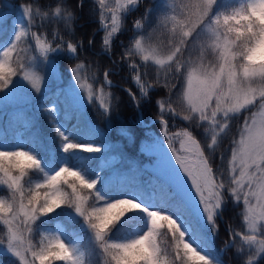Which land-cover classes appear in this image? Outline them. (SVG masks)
I'll return each instance as SVG.
<instances>
[{"label":"clouds","instance_id":"obj_1","mask_svg":"<svg viewBox=\"0 0 264 264\" xmlns=\"http://www.w3.org/2000/svg\"><path fill=\"white\" fill-rule=\"evenodd\" d=\"M5 2L18 19L0 22V97L54 89L39 108L60 151L99 154L98 166L114 159L125 173L139 165L73 138L57 117L101 133L118 122L129 140L141 120L125 117L147 109L159 136L141 150L159 156L172 184L150 207L68 159L49 171L35 151L2 147L0 264H264V0ZM56 56L66 77L49 72ZM57 210L86 241L44 227ZM210 238L221 256L202 250Z\"/></svg>","mask_w":264,"mask_h":264},{"label":"trees","instance_id":"obj_2","mask_svg":"<svg viewBox=\"0 0 264 264\" xmlns=\"http://www.w3.org/2000/svg\"><path fill=\"white\" fill-rule=\"evenodd\" d=\"M10 3L5 2L3 8H5ZM11 4L15 5L14 2ZM10 24L14 23L13 17H9L7 20ZM86 24L84 27H88ZM98 38V37H97ZM65 57H61L58 60V69L65 73ZM50 93V92H49ZM49 93L42 96L40 99L34 102L33 104V116L32 122L27 121L22 124H15L10 129L4 133L0 134V148L2 147H21L27 148L29 150L35 151L39 158L43 161L44 165L49 171L55 170V167L59 166L60 162H63L65 159H68L73 166L76 167H85L89 169L90 176H96L99 173V179L101 183L111 182L116 185L124 187L123 195H129L132 198H139L140 202L147 203L148 206H160L166 203L168 193L164 189V185H169L168 181L159 175L151 172L148 168H141L144 165H151L154 160L158 163L157 154L145 155L141 153V157L137 156V138L143 136L146 132L157 131L154 125L149 124L148 122V112L147 109L144 111V117L142 122L135 124L133 126L134 139L125 140L123 131L121 134H117L116 127L117 124L112 126L110 131L101 133L98 129L93 128L91 125H81L79 122L75 121L71 115L65 116L61 113L57 120L62 125L64 130L68 132L70 136L80 140V142H94L101 144L105 153L108 152H120L122 151L128 158L136 162L140 170L136 173L135 176L125 177L131 175V172H123L124 165L117 164L114 159L108 158L105 159L102 164L98 166V161L102 159L99 154H89V153H80L76 158L66 157L64 153L60 151L59 145L54 137H52L50 125L45 114L40 110V105H47L50 101ZM90 115V113H89ZM29 116V114H28ZM30 117V116H29ZM138 115L131 117L126 116L125 120L129 118L133 121L137 120ZM36 125V126H35ZM75 125V127H74ZM32 127H36L37 134L32 136L30 131ZM93 138L89 141V138ZM136 138V139H135ZM134 151L135 155L131 152ZM144 161V162H142ZM115 167L122 168L121 170H114ZM113 169V170H112ZM123 173V174H122ZM154 177L158 183L153 185L151 188L148 187L144 182L149 178ZM126 179V180H124ZM140 184V186H138ZM170 210V209H165ZM234 209L231 205L223 209V214L225 217H231ZM132 215V214H130ZM142 216L143 214H139ZM59 220L61 223L56 224L55 222ZM42 224L44 227L49 229L53 228L57 231L63 239L70 240L72 244L80 243L81 239L87 240V236L81 230H79V222H72L71 217L64 210H57V213L52 214L50 217L42 218ZM142 225V221H141ZM221 229H223V224H221ZM140 230H143L141 227ZM211 255L219 256L215 245L219 246L216 239H209L205 241ZM211 243L214 245H211Z\"/></svg>","mask_w":264,"mask_h":264},{"label":"rangeland","instance_id":"obj_3","mask_svg":"<svg viewBox=\"0 0 264 264\" xmlns=\"http://www.w3.org/2000/svg\"><path fill=\"white\" fill-rule=\"evenodd\" d=\"M232 3H235V0H220L221 6H227V5L232 4ZM9 17H13L14 21H16L18 19V9L16 8L15 5H13L11 3L9 5H7L5 8L0 9V22H2L4 20H8ZM61 57H63V56L54 57L52 63L50 64L49 72L53 77H55L59 73H61V71L58 69V64H59L58 60ZM63 74L65 77L67 76V72H65ZM51 91H54V89L46 90V92L42 96H44L45 94H47ZM41 97H36V98L25 97L16 91H13L12 93H10L6 97H0V134L8 131L10 129V127H12L15 124H22V123L27 122V121L32 122L33 116H31V113L34 112L33 111V104L35 101H37ZM28 114L30 117L28 116ZM90 115H91V113H90ZM137 120H141V122H142L143 119L138 116ZM30 133L32 136L36 135L37 134L36 127H32ZM158 136H159L158 131H149V132H146L143 136H139L137 138V141H138L137 142V149H136L137 156L141 157V153L143 152L141 149L144 148L145 146H148L149 148L146 150L150 151L151 150L150 140L152 138L158 137ZM131 139H134V138H131ZM142 142H145V143H142ZM131 152L135 155L134 151H131ZM156 158H158V161H157L158 163H156V161L154 160V162L151 165H148L149 166L148 169L151 170V172L162 177V179L165 178L168 181L169 185H171L172 180L168 177L166 171L160 165L159 156ZM137 161H138V157L136 158V162ZM142 162H144V161H142ZM141 168H144V167H141ZM121 169L122 168H120V167L114 168V170H117V171L121 170ZM138 170H140V167H138L137 169H135L133 171H130L131 175L129 174L125 177L127 178L129 176L130 177L135 176L136 173L138 172ZM124 180H126V179H124ZM138 186H140V184H138ZM79 230H81V229L79 228ZM64 240L67 243L72 244L70 242L71 239L70 240L64 239ZM211 245H213V244L211 243ZM214 247L217 250L219 256H221L222 253H220L219 246L215 245ZM202 250H205L210 254V251L207 247L206 242H204V244L202 245Z\"/></svg>","mask_w":264,"mask_h":264}]
</instances>
